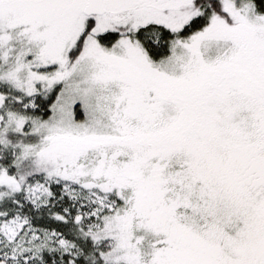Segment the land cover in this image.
I'll use <instances>...</instances> for the list:
<instances>
[{
    "label": "snow or ice",
    "instance_id": "snow-or-ice-1",
    "mask_svg": "<svg viewBox=\"0 0 264 264\" xmlns=\"http://www.w3.org/2000/svg\"><path fill=\"white\" fill-rule=\"evenodd\" d=\"M0 264H264V0H0Z\"/></svg>",
    "mask_w": 264,
    "mask_h": 264
}]
</instances>
